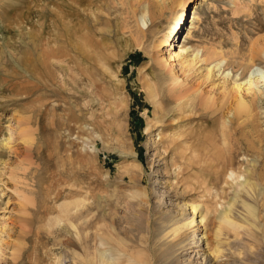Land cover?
<instances>
[{"label": "rangeland", "instance_id": "obj_1", "mask_svg": "<svg viewBox=\"0 0 264 264\" xmlns=\"http://www.w3.org/2000/svg\"><path fill=\"white\" fill-rule=\"evenodd\" d=\"M74 27L87 57L44 59L38 39L71 49ZM263 48L264 0H0V264H157L161 242L187 248L218 226L225 256L211 264H264V83L248 115L231 109L235 80L264 70ZM212 145L251 176L226 188L202 172L217 166ZM229 204L234 227L219 222ZM204 247L182 258L202 264Z\"/></svg>", "mask_w": 264, "mask_h": 264}, {"label": "bare ground", "instance_id": "obj_2", "mask_svg": "<svg viewBox=\"0 0 264 264\" xmlns=\"http://www.w3.org/2000/svg\"><path fill=\"white\" fill-rule=\"evenodd\" d=\"M161 1L164 2L165 0H161ZM195 14H196L195 9H192L191 20L196 18ZM181 22H182V14H180L177 17L176 22H175L176 26H174L172 29L173 32H175V30L179 27ZM53 30H54V28H53ZM65 31L66 32H65L64 36L66 35L68 37V39L63 38V37L62 38L66 42L67 45L73 46V48H71V49L70 48L67 49V47L66 48L64 47L65 49L61 48L58 46V44H56L54 46L49 45V43L53 42V38L51 36L49 38H46V39H43L45 37H41L38 39L39 47L38 46H36V47L46 57L44 59L57 60L58 62L62 61L63 63H65V62L76 63L78 61L77 55L80 56L79 60H81L82 58L85 59L87 57L86 53L88 52V50H85L84 47L82 46V45H84L82 43V41H85L86 35L81 34V31L75 27H74V30L70 31L71 33H69V34H68V31L66 29H65ZM52 33H53V31H52ZM75 33H77V37L75 38V43L73 44L71 38H69V37L71 35H74ZM72 53H74V55H71ZM260 53H262L264 55V48L262 49V51ZM184 54H186V48L184 47L183 44H180L178 47V52L174 55L173 60L177 59V61H181L182 58H184V56H185ZM214 55H215V52L212 53V56H214ZM170 56L172 57V55H170ZM47 60H45V61L47 62ZM181 62H177V64L180 65ZM184 62H186V61H184ZM218 64H220V62L216 63V65H218ZM71 68H73V67H71ZM77 68H78V66H77ZM252 78H253V81H251ZM258 82L264 83V70L260 67H257V66H255L254 68L251 69L250 75L246 80L240 81V82L235 80L234 85L232 86V90H234V97L232 96L233 100H232V108H231V109H233V115L240 116L242 114H245V116H246L251 112V108L248 104L249 102L246 101V97L248 95L251 96L254 93V90H256V91L259 90V84H257ZM151 95H153L152 92H151ZM250 103H252L251 99H250ZM225 118L223 119L222 117H220L219 120H221V128H222L221 134L223 136V140L226 142V139H227L226 128H227L228 122L230 120L227 118L225 119ZM14 120L18 123L17 127H18L19 132L22 135V139L28 143L31 142L32 136L30 134H26L27 132H26L25 128L22 127L23 124L20 125L21 119L18 116H15ZM197 132L199 134L203 133V131H201V130H199V131L197 130ZM212 133H214V131H212ZM213 137H214V135L208 134L206 137H202V139L203 140H206V139L212 140ZM196 138H197V136H196ZM205 144H206V142H205ZM211 150L208 153L210 155L215 156V160H216L215 163L217 164V166L215 168H211V169H207L205 167L206 170H203L201 168L200 169L202 172L207 173L209 176H214L215 182H219V184H222L221 187L229 186L228 181L233 176H234V178H239V176L236 174H239V175L241 174L243 177H244V174H247L249 177L251 176L252 170L247 169V170L240 171L239 168L234 167V157L230 154V152L226 149V147H224V148L223 147L221 148L220 146L213 147V145H212ZM195 152L196 151H194V153ZM228 154H229V158H227ZM204 157H206V156H204ZM181 158H182V155H181ZM181 169H182V167H181ZM222 176L224 177V179H223V181H220ZM262 179H263V177H262ZM250 180H248V177H246L245 181L240 184V190H245L247 199L250 196H252V192H253L254 187H255V184L250 183ZM235 181H236V179H235ZM214 184H216V183H214ZM214 184H213V186L215 187ZM226 188H228V187H226ZM222 191H225V190L223 189ZM255 195H257V194H255ZM187 206L189 209H191V213H192L191 221H193L194 215L197 212V214L200 213L198 222L202 223L204 218H205V215L202 213V211L199 212V207H200L199 204L189 203V204H186V207ZM230 206L231 205L229 204V210L225 211L224 215H221L219 217V220H220L219 222H224L225 224H227L231 227H234L233 226L234 224L232 225L230 220H228L229 216L231 214ZM87 208H89V207H87ZM245 208H246L247 215L243 219V221H244L243 228L244 229H247V228L251 229L253 226H255V220L257 219L256 215H255V210L250 204H246ZM204 230H205V225H204ZM219 231H220V227L218 226L215 229L214 238H210V239L208 238L209 237L208 233L206 234L207 229L203 233L198 234V236H196V234H194L193 242L188 243L189 245L187 248H185V245L183 244V240H181V239L165 240V241L161 242V245L159 246V252L156 256H154V259L157 260V264H192V262L189 259V258H191L190 253H189V255L187 254V256L183 259L182 258L183 255L188 253V252H186V253H183V252H185L186 249L193 248L194 246H199V244L202 243V245L205 246L204 247L205 251L203 254H201V260H202L201 263L202 264H211V261L213 259H217L221 255L225 256L223 254L222 250L220 249L221 248L220 247V239H216L220 235ZM200 235H201V237H199ZM202 238H203V241H199ZM214 239L217 240L216 244L214 243ZM14 247H13V251H14L13 253L15 254L19 250V248H14ZM205 253H206V255H205ZM17 254H19V253H17ZM62 254H64V253H59V255H58V258H60L61 263L63 261L65 262V259H66V255H62ZM62 257H63V259H62ZM104 258H105V256H104ZM138 259H139V257H138ZM102 260H101V264H104V260H103V262H102ZM72 262H73V264L75 263V261L73 259H72ZM86 262H88V261H86ZM134 263L135 262L133 261V264ZM105 264H119V263H116V261L113 258H109V259L105 258Z\"/></svg>", "mask_w": 264, "mask_h": 264}]
</instances>
